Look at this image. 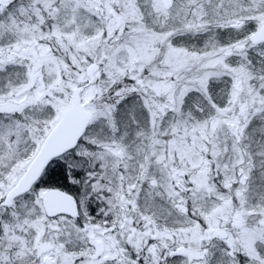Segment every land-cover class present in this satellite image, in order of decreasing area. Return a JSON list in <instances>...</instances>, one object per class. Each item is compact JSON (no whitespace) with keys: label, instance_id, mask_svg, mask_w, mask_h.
Segmentation results:
<instances>
[{"label":"snow or ice","instance_id":"1","mask_svg":"<svg viewBox=\"0 0 264 264\" xmlns=\"http://www.w3.org/2000/svg\"><path fill=\"white\" fill-rule=\"evenodd\" d=\"M0 264H264V0H0Z\"/></svg>","mask_w":264,"mask_h":264}]
</instances>
